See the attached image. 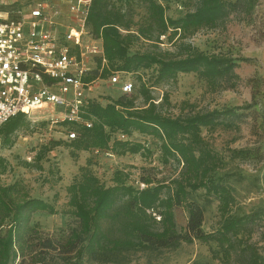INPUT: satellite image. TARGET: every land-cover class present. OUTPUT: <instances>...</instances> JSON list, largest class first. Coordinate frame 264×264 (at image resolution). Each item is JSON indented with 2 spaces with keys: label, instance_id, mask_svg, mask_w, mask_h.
<instances>
[{
  "label": "rangeland",
  "instance_id": "rangeland-1",
  "mask_svg": "<svg viewBox=\"0 0 264 264\" xmlns=\"http://www.w3.org/2000/svg\"><path fill=\"white\" fill-rule=\"evenodd\" d=\"M225 1L228 14L215 25L182 32L171 42L170 33L158 41L156 27L151 39L140 35L139 29L150 28L146 0H121L114 4L130 24L129 29L121 32L134 35L130 54L167 52L177 56L189 45L208 54L231 56L238 64L233 75L214 80L192 71L158 81L156 66L141 68L131 75L134 89L127 95L138 107H146L149 95L158 110L171 116L234 108L233 115L220 117L215 126L201 128L204 145L215 156V180L231 191L229 210L223 213L218 196L206 188L190 191L186 201L174 207L178 229L184 230L189 217L187 205L199 204L204 210L202 230L213 233L214 237L183 241L155 251L132 250L126 263L93 262L86 256L66 259L53 251L46 254L47 261L52 264H249L256 255L264 259V0H258L251 11H246L244 0ZM199 5L200 0H170L166 15L179 19ZM99 86L94 95L103 104L121 95L117 86L107 83ZM145 88H148L146 95L142 93ZM51 110H43L39 120L29 121L15 131L9 144L0 135V184H15L20 196L42 198L55 206V213L33 214L30 223L35 237L48 236L56 243H64L70 231L78 226L69 188L89 169L106 186L115 184L117 171L124 172L121 178L135 187L142 186L143 178L153 180V185L160 181L168 185L163 195L172 191L173 180L181 177L184 164L162 155V141L158 137L134 133L132 140L146 146L137 154L113 156L106 151L77 149L66 139L61 126L53 123ZM40 153L43 156L37 159ZM124 200L118 204L122 206ZM228 215L242 217L244 222L230 235V241H225L218 230Z\"/></svg>",
  "mask_w": 264,
  "mask_h": 264
},
{
  "label": "trees",
  "instance_id": "trees-1",
  "mask_svg": "<svg viewBox=\"0 0 264 264\" xmlns=\"http://www.w3.org/2000/svg\"><path fill=\"white\" fill-rule=\"evenodd\" d=\"M118 1L121 0L93 1L88 26L94 37L102 39L107 64L103 66L98 60L86 80L107 78L114 71L132 75L141 68L153 66L157 67L158 81L173 78L179 72H200L209 80L234 74L238 64L233 57L208 54L189 45L177 56L167 52L130 54L134 35L121 32L129 29L130 24L125 21L124 12L114 6ZM146 1L150 28L139 29V33L151 39L156 27L158 41L167 33H170L171 42L182 32L213 26L228 14L225 0H200L196 10L173 19L166 15L170 0ZM244 1L246 11H251L258 0ZM147 92L148 88L142 91L144 95ZM127 95L121 94L106 104L97 98L90 99L85 111L87 117L94 118L91 128L68 121L58 124L77 132L75 139L68 140L75 148L112 151L116 155L137 154L146 149L142 142L132 140L134 133L158 137L162 141V155L174 157L184 164L181 177L173 180L172 191L163 195L168 185L160 181L153 185L150 178L142 179L144 187L129 185L121 178L125 174L122 171L116 172L114 185L106 186L89 169L69 188L70 204L79 224L70 231L64 243H56L48 236L35 237L30 223L35 212L55 213V206L42 198L20 196L15 184H0V264H52L46 259V254L51 251L66 259L86 256L93 262L126 263L132 250L155 251L183 241L214 237L213 233L206 234L202 230L204 210L199 204L187 205L189 217L184 230L178 229L174 207L183 204L190 191L206 188L207 192L218 196L223 213L229 210L231 191L215 180V156L205 147L201 128L215 126L220 117L233 115L234 108L171 116L158 110L157 103L149 95L146 96V107L135 106ZM29 121L24 113H19L0 126V135L9 144L13 133ZM119 134H125L127 138L122 139ZM42 156L40 153L37 159ZM121 199H125L122 206L118 204ZM156 216L160 217L158 221ZM243 222L242 217L228 215L218 232L225 241H230V235L236 233ZM154 223L161 226L156 227ZM249 264H264V259L256 255Z\"/></svg>",
  "mask_w": 264,
  "mask_h": 264
},
{
  "label": "built area",
  "instance_id": "built-area-1",
  "mask_svg": "<svg viewBox=\"0 0 264 264\" xmlns=\"http://www.w3.org/2000/svg\"><path fill=\"white\" fill-rule=\"evenodd\" d=\"M93 1L0 0V126L19 113L37 121L50 108L53 123L91 128L94 118L86 116L85 107L99 85L133 92L131 74L114 71L86 80L98 60L107 64L102 39L88 26ZM61 128L67 140L77 137L68 126Z\"/></svg>",
  "mask_w": 264,
  "mask_h": 264
}]
</instances>
